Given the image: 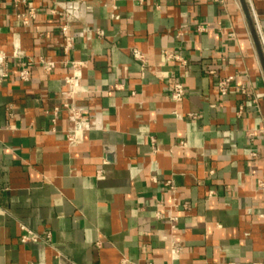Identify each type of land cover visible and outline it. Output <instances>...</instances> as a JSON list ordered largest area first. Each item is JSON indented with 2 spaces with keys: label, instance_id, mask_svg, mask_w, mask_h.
<instances>
[{
  "label": "crops",
  "instance_id": "obj_1",
  "mask_svg": "<svg viewBox=\"0 0 264 264\" xmlns=\"http://www.w3.org/2000/svg\"><path fill=\"white\" fill-rule=\"evenodd\" d=\"M29 1L38 19L21 26L25 8L0 0V50L55 67L0 82V264H264V73L239 0ZM247 1L264 44V0ZM72 61L85 62L76 145L67 113L51 122Z\"/></svg>",
  "mask_w": 264,
  "mask_h": 264
},
{
  "label": "built area",
  "instance_id": "obj_2",
  "mask_svg": "<svg viewBox=\"0 0 264 264\" xmlns=\"http://www.w3.org/2000/svg\"><path fill=\"white\" fill-rule=\"evenodd\" d=\"M142 0H140L141 2ZM212 3L223 5L225 4V0H210ZM78 3L83 2V0H78ZM78 3L72 4L71 6H67L64 9L63 16L66 20L65 24L61 27V34L64 39V47L63 51L64 54H68L70 49L73 47L74 39L70 33V25L69 21L72 14V9L76 10ZM12 5L14 8H18L19 6H23L25 8L24 12H16L15 19L21 26H30L33 22L38 19V9L29 1V0H12ZM52 13H55V10H51ZM205 27H199V31H205ZM134 57L135 59L141 61L144 65L146 64V60L141 52L134 50ZM169 60H180V58L175 54H168L166 55V61ZM18 66V77L22 82H29L32 79V72L31 68L35 65H39L43 68L46 74H49L55 67L53 62H49L45 58H40L38 61L33 59L27 58L25 53L22 52L18 47H16L12 54H7L0 50V82L3 80L9 79L12 75V67ZM73 69V74L70 76H66L63 79L64 85L67 87V90L63 93L64 101L63 104L59 107H56L52 110V132H56V125L58 120L63 112L67 113L71 119V123L73 125V129L65 134L66 141L71 145H76L80 142L81 136L83 135L84 131L86 130V124L84 120L83 112L80 108H78L74 104V100L77 96V76L78 72L82 67L85 66V62L83 61H72L68 63ZM233 82V78H225L221 79L218 82V89L222 96H226L229 93ZM170 96L174 102H181L185 95L186 89L184 85L176 80H170ZM242 94L251 97L252 102L258 105V99L251 96L248 91L243 88ZM241 114V110L239 112ZM194 117L193 115H190ZM259 133L264 135V130H260ZM254 133L250 134V137H253ZM185 146V144H182ZM102 171L98 172V177H101ZM166 186L174 192L175 186L173 182L169 181L166 183ZM260 187L264 190V184L260 183ZM212 193V192H211ZM158 218H165L163 214L158 213ZM170 223H172V227L175 228V223L177 221L174 217H169ZM40 237L37 234L32 232H27L26 235L22 237V242H36ZM171 253L173 256H178L180 254V248L178 244L173 240L171 242ZM125 264V262H122ZM232 264V263H230Z\"/></svg>",
  "mask_w": 264,
  "mask_h": 264
},
{
  "label": "water",
  "instance_id": "obj_3",
  "mask_svg": "<svg viewBox=\"0 0 264 264\" xmlns=\"http://www.w3.org/2000/svg\"><path fill=\"white\" fill-rule=\"evenodd\" d=\"M247 26L249 28L251 37L253 39L255 49L258 55L259 62L261 64L263 73H264V44L262 37L260 36V32L256 21L252 15L249 4L247 0H239Z\"/></svg>",
  "mask_w": 264,
  "mask_h": 264
}]
</instances>
